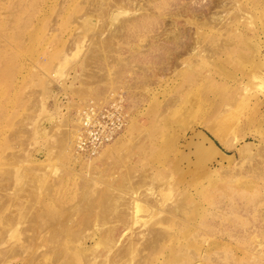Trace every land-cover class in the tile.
Here are the masks:
<instances>
[{
  "label": "rangeland",
  "instance_id": "rangeland-1",
  "mask_svg": "<svg viewBox=\"0 0 264 264\" xmlns=\"http://www.w3.org/2000/svg\"><path fill=\"white\" fill-rule=\"evenodd\" d=\"M195 2L182 1L201 11L211 3L219 17L226 2L231 13L219 21L198 19L205 22L199 29L202 52L184 54L182 64L168 69L147 50L151 20L139 32L112 36L110 50H99L98 42L111 35L94 31L102 11L107 22L99 0H0L5 229L10 214L17 213L23 227L35 225L41 213L61 227L85 215L93 221L117 202L125 226L116 234L124 233L116 248L125 251L129 238L134 246L124 260L112 257L116 264H264V0ZM176 6L156 0L148 12L170 24ZM192 21L189 13L179 23L193 37ZM59 70L69 73L67 82L58 78ZM107 70L110 78L103 77ZM89 86L92 92H84ZM113 98L123 112L113 117L120 119L117 130L107 122L113 134L100 142L106 146L96 155L89 142L73 154L70 141L83 109L104 101L95 109L115 112L106 104ZM135 203L138 219L130 212ZM78 233L71 249L55 242L63 251L60 264H81L77 247L96 238H81L94 233L92 227ZM47 251L40 244L21 257L44 264Z\"/></svg>",
  "mask_w": 264,
  "mask_h": 264
},
{
  "label": "bare ground",
  "instance_id": "bare-ground-1",
  "mask_svg": "<svg viewBox=\"0 0 264 264\" xmlns=\"http://www.w3.org/2000/svg\"><path fill=\"white\" fill-rule=\"evenodd\" d=\"M101 1L103 0H99V4L96 3L98 4L97 8L98 11L102 10L103 8L101 7L104 6L105 4L104 12L106 11L105 15L107 18L106 20L107 22H105V20L104 21L102 20L103 19L102 18L103 11H102L101 12L102 14L100 13L102 16L98 14L99 16L97 15L96 17L97 24L94 28V31L102 34L103 32H105V30H107L111 35L109 39L100 40L98 42L99 44L98 46H100V48L102 46L103 47L106 46L107 49L110 43H113L111 42L112 36L113 37L119 36L118 38H120L122 37V35H126V34L128 35L129 31H133V33L139 32L141 31V29L144 28L146 20H151L148 23L151 26H149L147 30L153 31V35L150 41L147 43L148 45L147 50H149V52L150 51L156 52L155 61H157L162 68L167 67L168 69L171 68L168 65H176L181 61L182 64L184 60L183 58L184 54L197 55L200 52H202L201 50H203L204 45L202 44L203 40L200 36L199 29L201 28L200 25L205 24V22L199 21L198 19L204 18L206 19V21L209 20L212 22L215 20L219 21L221 20V18H225L229 13H231L230 7L225 4L226 2L221 5V8H223V12L225 13L224 14L225 16L222 15L219 17L217 16L218 14H214V12L209 10L210 6L212 5L211 3H209L208 7H206L208 8L206 9V11L208 12L205 13L206 11L205 10L201 11L200 7L195 8L194 6L193 7L189 6L190 7L189 8L188 6L183 5L182 3L183 0H174L177 5L176 8H174V10L176 11H174L172 14L170 13L172 20L171 22H169L170 24H168L165 22V20L160 14H157L155 12L153 13L148 12V9H150V6L154 4L156 0H145L142 4H138V3L134 4V2H131L133 0L131 1L112 0V3L108 0L109 2H105L104 4ZM190 1L195 2V0H190ZM232 2H234V0H232ZM93 7H95L94 9H97L95 5ZM88 9L90 10V7ZM94 9H92L93 12H95ZM133 10H143L144 13L143 14L140 13L139 16L131 15L130 13ZM240 11L241 9L239 8V6H237V8L234 9V12L236 13H240ZM93 12L90 13V16L92 17H94L95 15V13ZM189 13L193 17L192 23H194L196 27L195 35L193 31V35H194L193 37L189 34L190 31L186 30L184 25L179 23L180 17L183 15H187ZM111 46L108 47L109 48L108 50H110ZM100 48L99 50H103V48L101 49ZM101 60L104 59L101 58ZM104 61L105 63H107L108 59L105 58ZM111 74H112L111 70H107L105 75H103V77L110 78ZM57 76L58 78H60V80L61 77H63L64 79L63 78L62 79L63 82L65 83L69 78V73L66 72L63 73V70H59L57 72ZM75 77L76 76H74V78ZM63 87H65V85H63ZM92 87L93 86H89L84 92L90 91L91 93L93 90ZM96 95L99 94L96 93ZM104 103H105L104 101L103 102L99 101L95 105L99 106V104L103 105ZM106 104H110L111 106L114 105V109L116 111L115 112L113 111L112 113H110L109 111H105V113H102L101 111H98V109L102 108V106H100V108L98 109H95L98 106L91 104L85 107L81 112L79 118L80 130L78 132L76 131V134L73 135L70 141L71 151L73 154H78L79 152L77 149L86 146L87 141L90 140V146L92 152L98 155V153L100 152L99 149H102L103 147L106 146V145L102 146L100 142L108 137L110 138L112 133L110 131L111 129L110 128L108 129L107 127L108 125L107 122L113 121V125H115L116 128L115 130H117V123L115 122V119L113 117H115L116 113L120 114L123 112L121 109L122 103L121 101H115V99L113 98L108 103L106 102ZM103 114L107 115V117L102 116ZM224 125L225 124L223 123V126ZM213 134L224 142L223 138L217 132ZM109 138L107 140H109ZM224 143L226 144V142ZM99 145L101 146L99 147ZM15 183L16 184L19 183L17 175H15ZM0 187L1 189H6L7 185L6 183L1 182ZM12 194L16 198L19 195V193L16 191H13ZM155 201L157 202V204L160 205L164 204L162 201V197L160 196L155 197ZM92 204L93 203L91 202L89 203V205ZM140 208L141 207L139 206L138 203L133 204L130 208L131 210L130 212L132 216L136 219H138L137 216L140 215L141 212ZM109 210L110 213L101 211L100 212L101 215L95 218L93 221L86 219L87 216L85 215L83 216V218H81L78 221V223L73 225H71V222L64 223L63 225L59 223L61 227H55L54 225L57 220L51 217L47 218L46 215L42 213L35 217V218L38 217V220L36 221L35 225H31L30 227L27 226L23 227L17 224L19 222L17 221L18 214L17 213L10 214L4 220V223L7 225L6 229L0 223V264H27L26 263L27 259L26 258L23 259L21 255L25 253L28 250V248H35L40 244L48 245V251L46 256L48 262L44 264H60L59 253L63 255L62 250L71 249L72 238L75 241H77V239H79V236H77L75 239V235L79 231L81 230L84 231L86 230V228L89 227H92L94 233H91V235L89 233L82 235L81 236V238H83L82 240L90 238L91 236H93V238L95 237L96 238L93 241L92 245H88V246L85 245L81 248L77 247V251H75V257L79 259L81 264H116L115 260L112 259V257L115 256V257H119L120 260H124L128 256L129 251L133 249L132 247L134 246V242H132L129 238L126 241V243L123 245L125 249V251L123 252H121L120 247L116 248L119 241L124 236V233L120 234L119 236H116V234L121 233L122 230H120V226H125V224H123L122 220L118 218L121 216V214H120V208L117 206V202L113 204V207L110 208ZM111 217L114 219L109 220ZM127 227L128 226H126V228ZM57 241H60L62 250L58 249L57 251L56 249L57 246H55V242ZM87 252H89V254H87ZM38 255L39 254H36L35 256L36 259L38 258ZM30 260L32 259L29 258L28 261ZM40 264H42V262ZM76 264H79V262L77 261Z\"/></svg>",
  "mask_w": 264,
  "mask_h": 264
},
{
  "label": "built area",
  "instance_id": "built-area-1",
  "mask_svg": "<svg viewBox=\"0 0 264 264\" xmlns=\"http://www.w3.org/2000/svg\"><path fill=\"white\" fill-rule=\"evenodd\" d=\"M104 117H107L106 115L104 116ZM118 120H119V122H118ZM118 120H117V124H119L120 125V119H119V117H118ZM109 124L111 123V122H108ZM95 132H96V130H95ZM99 138V137H98ZM90 142V140L87 142V143H89Z\"/></svg>",
  "mask_w": 264,
  "mask_h": 264
}]
</instances>
